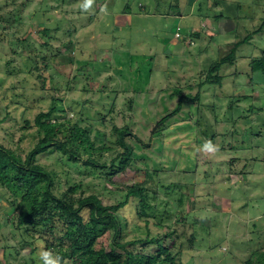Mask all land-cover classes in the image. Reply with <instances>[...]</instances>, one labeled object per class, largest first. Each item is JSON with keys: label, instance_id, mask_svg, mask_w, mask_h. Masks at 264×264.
<instances>
[{"label": "rangeland", "instance_id": "obj_1", "mask_svg": "<svg viewBox=\"0 0 264 264\" xmlns=\"http://www.w3.org/2000/svg\"><path fill=\"white\" fill-rule=\"evenodd\" d=\"M60 1L0 0V17L25 3L12 24L0 19V142L24 158L37 141L33 126L36 115L49 111L53 97L61 98L68 118L83 119L78 125L89 133L95 148L111 147V152L103 154L109 166L111 159L122 152L112 143L116 130L128 125L134 137L125 140L134 159L111 182L88 175L79 162L61 161L57 153H44L37 162L55 172L57 193L81 185L75 196L94 194L104 206L122 201L128 186L145 190L150 205L157 206V217L148 221V228L158 236L170 233V227L181 232V226L173 225L172 206L180 193L186 194L183 211H189L195 200L197 208L207 206L212 211L209 214L219 215L212 226L186 228L185 236L165 240L166 246L173 242L185 246L173 264H221L225 250L228 256L233 250L234 255L225 264H245L253 252L264 249V72L251 71L250 65L251 60L264 57V0H192L190 5L189 0H92L87 10L81 7L84 0ZM41 2L47 9L43 6L38 10L37 3ZM220 13L228 19L216 21L214 16ZM70 17H78L76 23L82 29L64 47L70 40L64 31ZM58 21H63L62 28L56 25ZM40 24L50 30L46 47H42L44 39L35 34ZM92 30L96 38L91 42L88 39L94 37L88 32ZM189 30L204 32L203 38L194 45L182 44ZM29 31L31 36L25 40ZM246 36L249 39L245 42ZM208 41L210 45H206ZM242 41L235 63L219 70L220 84L203 85L200 101L193 100L207 65L221 54L213 50L222 46L224 53ZM206 46L205 54L198 53L199 47ZM41 51L46 57L52 56L53 63L63 64L44 70L42 60H37L40 56L35 58ZM72 52V62L57 57L58 53ZM78 74H82L81 83L74 86L72 81L74 90L66 91L65 81ZM40 75L43 82L37 77ZM49 75L55 77L54 85ZM83 85L86 92L81 91ZM179 95L190 99L184 100L178 114L165 122L170 132L154 135L160 120L177 107ZM63 114L58 111L51 115L55 118ZM25 121L30 127L24 128ZM257 134L260 136L255 137ZM207 137L213 140L207 141ZM206 143L209 149L203 147ZM80 153V159L85 160L86 154ZM177 166L181 171L188 167L190 172L165 171ZM238 171H243L244 179ZM194 182L200 184L194 192L190 187L177 188L173 193L164 190L169 184ZM238 182L242 190L246 189L242 194ZM252 185L255 189L247 190ZM9 194L0 188V264H43L40 254L51 250L37 241L42 228L15 226V215L11 217L6 211L11 201L15 206L22 203L21 193L14 198ZM166 199L171 202L170 215L163 211ZM129 200L120 211L125 242L145 235L144 223L137 221L134 212L136 204L142 205L138 198ZM137 223L139 230L135 229ZM158 223L160 226H156ZM231 223L235 225L233 231L228 230ZM251 224L256 225L254 235L250 233ZM220 232L229 237L233 232L239 241L253 238V242L242 246L226 239L209 249V239L214 240ZM192 233L196 238L190 246L184 237ZM107 243L105 234L96 247L108 251Z\"/></svg>", "mask_w": 264, "mask_h": 264}, {"label": "trees", "instance_id": "obj_2", "mask_svg": "<svg viewBox=\"0 0 264 264\" xmlns=\"http://www.w3.org/2000/svg\"><path fill=\"white\" fill-rule=\"evenodd\" d=\"M191 1L192 0L188 1L189 5ZM60 2L64 3L63 0ZM37 5L39 11L43 8V6H45L43 2L37 3ZM24 6L25 3H22L20 6H16L15 10L3 14L0 19L4 22L12 24L20 16V10L18 11V9H20L19 7L23 8ZM45 8L47 9L46 6ZM140 9H142V6H140ZM97 10L99 11L100 7L97 8ZM125 12L126 11H122V14H125ZM142 13L147 12L144 11ZM116 15L117 14L114 16ZM204 18L205 17L202 19ZM224 18L225 16L222 13H220L219 16H214L216 21ZM92 19L93 16L89 18L90 21H92ZM225 19L228 18L226 17ZM66 20L67 26L64 31L70 40L67 44L63 45L64 47H68V45L74 40L78 30L82 29V25H78L76 23L78 17H73V19L70 17ZM62 22L58 21L56 25L62 28ZM49 33V28L43 26L42 24L37 26L35 34L40 35V37L44 39L42 47L48 46L47 40L50 38ZM203 33H201V31L191 32V30H189L187 35H184V40L181 43L184 44L185 42H188V45H194L195 41L197 42V40H201V38H203ZM88 35H92L94 38L91 40L90 38L88 39V36H86V39L91 42L93 40L95 41L96 33L94 30L90 33L88 32ZM29 36H31L30 31L25 35L24 39L26 40ZM247 36L245 37V42L249 39ZM211 40L214 41V38ZM210 43L211 41H208L206 45H210ZM243 43L244 41L232 45L227 51H224V53L221 51L222 46H218L215 52L213 50L214 54L216 52L221 54L218 56L216 61L209 63V65H207L208 60H205L204 66H208L206 67V76L204 77V80H198V92L193 97V100H197V102L200 101V93L203 85L220 84L222 78L218 76L219 70L224 65H233L235 63L236 50L242 46ZM208 47L209 46H206L204 49L199 47L198 53L201 55L205 54L207 51L206 48ZM13 53L15 52L13 51ZM42 53L43 51H41L40 54L38 52L35 58L40 56L37 60H42L44 70L49 67L56 69V67L62 63H53L51 60L52 56L46 57L42 55ZM74 54V52L68 54L58 53L57 57L69 63L74 61ZM206 56L208 55H204V57ZM263 59L264 57L261 59L251 60V71L264 72ZM80 75L82 74H78V76L75 75L72 79L65 81L63 85L66 91L72 90L75 85L81 83L83 78L82 76L80 77ZM37 77H40L42 82L44 81L42 75ZM48 78L49 82L54 85L55 77L49 75ZM72 81L75 83L73 88L71 87ZM84 88L85 86L83 85L81 91L86 92ZM54 89H57V87ZM188 99L190 98L187 96L179 95L177 107L160 120V128L152 133L154 135L168 134L170 132V128L165 124V122L176 116L181 109L183 101ZM129 101L133 102V99ZM198 110L204 112L202 111L203 109L201 110L198 108ZM58 111L64 113L63 116L52 118L51 114ZM66 115L67 112L64 109L61 98L58 99L53 97L52 105L49 108V111L46 113H38L35 117L33 126L36 130L34 135L37 141L25 154L24 158L17 153L16 149L5 146L0 142V188L5 189V191L8 192V194L10 193L9 195L13 198L17 195V193H21L20 197L22 203L15 206V201L13 200L9 203V206H7L6 211L11 217L15 215V226L26 230L29 228L34 229L38 225L41 226L42 232L37 238V241H41L42 243L40 244L42 246L48 250L50 249L52 256L59 257V264H173L176 257L181 254V251H183L182 249L185 246L183 245V242L177 244L176 242H173L170 246H166L164 244L165 240L169 239V236H175L176 239L179 236H185L187 234L186 228L193 229L199 225L212 226L211 224L215 222L219 214L217 213L218 215L212 216L209 214V212L212 213V211H209L207 206L197 208V206H195V200L191 201V209L189 211H183V203L188 195L180 193L176 200V204L172 206V213L173 216H175L173 225L177 227L181 226V232L179 233L176 229H172L170 227V233L164 236H158V233L153 234L154 232L152 233L148 228V221L157 217V206L150 205V202L148 201L150 198H148L147 192L145 190L140 192L134 185L126 188L122 201L110 206H104L101 200L94 194H89L87 196H75L81 185L74 184L72 186H68L65 191L57 193L55 187V181H57L55 180V172L37 162L38 157L44 153L46 155L57 153L61 161L64 160L71 163L79 162V164H81L80 168L86 171L88 175H94L100 179L103 178L105 183L111 182V179L115 175L119 174L123 167L130 165L131 161L134 159V153L125 140L126 137L132 136L128 129V125L119 127L116 130V135L114 136V141L112 143L114 147L116 146L117 148H120L122 152L112 158L109 166H107L104 161L105 159L103 154L105 151L111 152V147L109 148L107 146H103L101 148H95L90 139L89 133L85 132L84 129L78 125V122H83V119L79 118V120H73L72 118H68ZM2 121L3 120H0V125ZM29 125V121H25L24 128L30 127ZM10 135L11 134L7 136L10 137ZM256 136L258 137L260 134L255 135V137ZM207 139L213 140L208 137L206 140ZM80 152L86 154L85 160L80 159ZM116 161L117 164H115ZM189 161L193 162L194 159H189ZM229 163L230 165L233 164L232 161ZM195 165L198 170L196 163ZM187 168L188 167L183 168L184 170L181 171L177 166L172 170L167 169L165 171H173L177 173L181 171V173L186 175L190 172ZM228 172L233 173L235 171L230 170ZM238 173L239 177L241 176V179H244L242 178L243 171H238ZM198 184L199 183L197 182H194L192 185L184 183H182V185L181 183L169 184L164 188V190L166 193H173V191L177 188L189 189L190 187L192 192H194ZM238 185L240 187L241 183ZM241 188L242 187H240V193L242 194V192L244 193L246 189L243 188L242 190ZM253 189L255 188L252 185V188L247 190ZM153 196L156 197L155 194ZM131 197L138 198V203L142 205L139 207L136 204L134 212L137 221H143L144 223L145 235L143 238L135 236V238L131 241L125 242L122 236L124 219L120 216V211L129 205V199ZM169 203L171 202L167 200L164 205L163 211L166 215H170L171 210L169 211L168 209ZM160 222H162V219H160ZM219 225L220 224L217 226ZM156 226H160V223ZM234 226L235 225L231 223L228 230L233 231ZM255 226V224H251L252 230H250V233L253 235L256 233ZM139 228L140 226L137 223L135 229L139 230ZM227 233L229 234V232ZM105 234L108 238V251L103 248L96 247L98 240ZM255 237L260 236L255 235ZM184 238L186 239L188 245L192 246L196 235L192 233L189 234L188 237ZM225 240L231 241L233 245L235 243H241L242 246L253 242V238H251L248 242L246 238H241L239 241L237 237L233 236V232L230 234V237L229 235L220 232V235L216 236L214 240L211 238L209 239L208 247L209 249H214ZM211 241L212 243L210 244ZM237 249L241 250V248ZM226 252L227 250L223 251L221 254V258L219 260V262L221 261V264H225L231 256H234L232 255L233 250H230L229 256ZM245 264H264V249L253 252L245 261Z\"/></svg>", "mask_w": 264, "mask_h": 264}, {"label": "clouds", "instance_id": "obj_3", "mask_svg": "<svg viewBox=\"0 0 264 264\" xmlns=\"http://www.w3.org/2000/svg\"><path fill=\"white\" fill-rule=\"evenodd\" d=\"M91 5L92 0H84L81 7L82 9L87 10L91 7ZM203 147L209 149L210 145L206 143ZM40 260L43 262V264H59V257L53 258V256L49 252H42L40 254Z\"/></svg>", "mask_w": 264, "mask_h": 264}]
</instances>
